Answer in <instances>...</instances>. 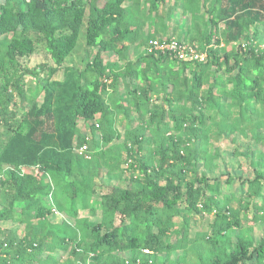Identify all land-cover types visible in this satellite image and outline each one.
<instances>
[{
    "label": "trees",
    "instance_id": "1",
    "mask_svg": "<svg viewBox=\"0 0 264 264\" xmlns=\"http://www.w3.org/2000/svg\"><path fill=\"white\" fill-rule=\"evenodd\" d=\"M0 175V264H264V0H0Z\"/></svg>",
    "mask_w": 264,
    "mask_h": 264
},
{
    "label": "rangeland",
    "instance_id": "2",
    "mask_svg": "<svg viewBox=\"0 0 264 264\" xmlns=\"http://www.w3.org/2000/svg\"><path fill=\"white\" fill-rule=\"evenodd\" d=\"M189 22H190V18H189V16H187L183 21L182 27L186 28L187 25L189 24ZM81 38H83V36ZM36 45H37V51L34 55H32L29 58L27 65L29 67H36V66H40V65H54L50 55L48 54V52L45 49V45H44L43 40L42 39L37 40ZM86 53L89 54V56H90L91 55V49H87ZM79 54H83V52H81ZM27 79H29V77ZM245 141H246V139L242 138V142H245ZM230 149H231V146L229 148V152H226V153H229V155L225 156L223 158V160L221 161V164H222L221 172H223V173L230 171L232 168V165H235V168H236V166L238 164L237 159L232 156ZM244 167H246V166H244ZM242 170L243 169L236 170V172H234V173L241 174ZM244 172L245 171L243 170V174H245ZM100 214L101 213H99L97 217H94L92 219H100ZM251 215H253L252 212H251ZM211 220H212V216H209L206 219H204V222L202 219L196 217L195 221L199 224L197 226H195L194 228H192L193 233L196 230H199L200 228L208 229L209 223L211 222ZM11 224H12L11 222L2 223L3 226H9ZM263 231H264V225H262V224L256 225L255 231H254L255 238H260L262 236Z\"/></svg>",
    "mask_w": 264,
    "mask_h": 264
},
{
    "label": "built area",
    "instance_id": "3",
    "mask_svg": "<svg viewBox=\"0 0 264 264\" xmlns=\"http://www.w3.org/2000/svg\"><path fill=\"white\" fill-rule=\"evenodd\" d=\"M152 48L160 50L162 52H169L171 55L176 57L179 60H193V59H205L206 53L201 52L197 49V46L187 44L185 42L179 43L175 39L171 41H160V40H154L152 41ZM87 151V145H83L79 152L82 154H85ZM2 182V176L0 175V185ZM146 253H149L150 250L144 249Z\"/></svg>",
    "mask_w": 264,
    "mask_h": 264
}]
</instances>
